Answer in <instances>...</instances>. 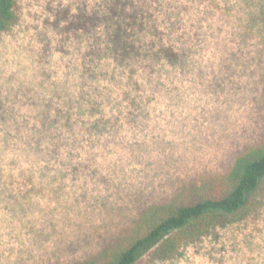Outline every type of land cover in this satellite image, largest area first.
Here are the masks:
<instances>
[{
    "label": "rangeland",
    "instance_id": "rangeland-1",
    "mask_svg": "<svg viewBox=\"0 0 264 264\" xmlns=\"http://www.w3.org/2000/svg\"><path fill=\"white\" fill-rule=\"evenodd\" d=\"M162 2L154 14L179 60L136 73L103 60L93 73L91 37L68 28L103 0H17V24L0 32V264L89 258L145 207L264 145V0ZM63 113L74 123L55 128L59 140L27 150L42 116ZM222 222L136 264H264V205Z\"/></svg>",
    "mask_w": 264,
    "mask_h": 264
},
{
    "label": "trees",
    "instance_id": "trees-1",
    "mask_svg": "<svg viewBox=\"0 0 264 264\" xmlns=\"http://www.w3.org/2000/svg\"><path fill=\"white\" fill-rule=\"evenodd\" d=\"M150 3V0H103L100 11L80 9L68 29L91 37L87 53L92 56L91 66L96 67L93 73L103 71L99 70L105 66H101L103 60L111 59L132 73L139 67L179 60L180 53L174 44L167 43L169 37H165L172 34L161 29L166 19L162 16L160 20L154 14L165 10L164 3L156 0L157 9ZM16 7L17 0H0V32L9 31L17 24ZM100 26L102 33L93 34ZM42 119L44 131L37 133L38 148L30 145L31 140L27 142V150L40 154L44 152L42 140L46 137L59 140L57 126L71 127L74 123L69 113L52 119L43 115ZM263 205L264 145H259L239 155L219 179L182 186L168 202L145 207L134 225L112 245L72 264H136L147 250L156 247L157 254L170 258L182 244L200 240L221 221V224L233 222L241 214L257 212Z\"/></svg>",
    "mask_w": 264,
    "mask_h": 264
}]
</instances>
